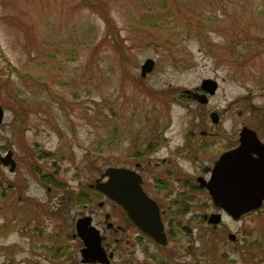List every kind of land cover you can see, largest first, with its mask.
Here are the masks:
<instances>
[{"label": "rangeland", "instance_id": "1", "mask_svg": "<svg viewBox=\"0 0 264 264\" xmlns=\"http://www.w3.org/2000/svg\"><path fill=\"white\" fill-rule=\"evenodd\" d=\"M90 1L107 6L113 35ZM146 58L154 68L141 77ZM206 79L217 81L206 102L175 97ZM2 103L0 155L12 150L16 168L0 164V264H100L81 262L73 234L84 215L112 252L104 264H264V203L239 220L196 223L218 210L205 190H182L180 178L196 183L201 165L211 166L243 126L264 141V0H0ZM202 130L220 135L208 141ZM131 150L146 153L138 170L146 192L179 221L165 226L166 244L105 196L87 201L106 167L136 169ZM8 182L14 187L4 190Z\"/></svg>", "mask_w": 264, "mask_h": 264}, {"label": "water", "instance_id": "2", "mask_svg": "<svg viewBox=\"0 0 264 264\" xmlns=\"http://www.w3.org/2000/svg\"><path fill=\"white\" fill-rule=\"evenodd\" d=\"M154 60L146 58L140 66V75L144 77L154 67ZM217 81L206 79L200 86L205 92L213 94L217 88ZM185 93L206 102V93ZM4 109L0 104V124L3 121ZM212 123L218 121V114L211 112ZM1 162L6 165L10 162V170H14L15 162L12 152L0 155ZM208 181H202L209 192L212 202L216 207L223 209L233 219L262 207L264 201V142L256 131L244 126L239 132L238 144L234 148L222 152L215 160ZM107 179H96L95 188L104 193L109 199L120 205L127 217L143 233L152 238L156 243L166 244L167 238L164 225L160 216L157 203L150 198L141 187V178L136 171L123 167L110 166L101 174ZM109 217L106 214V219ZM91 216L85 215L76 221V232L82 241L80 248L82 262L109 263L112 253L107 255L101 244L100 230L91 224ZM221 220V215L213 213L208 222L216 225ZM112 224L109 223L107 227ZM186 232L188 226H183ZM235 239L233 233L227 235Z\"/></svg>", "mask_w": 264, "mask_h": 264}, {"label": "flooded vegetation", "instance_id": "3", "mask_svg": "<svg viewBox=\"0 0 264 264\" xmlns=\"http://www.w3.org/2000/svg\"><path fill=\"white\" fill-rule=\"evenodd\" d=\"M200 134L202 135V136H204L205 138H208V141H210V139L211 138H213V137H215V136H218V135H220L219 133H217V132H215V131H212L211 132V130H202L201 132H200ZM210 138V139H209ZM263 141V140H262ZM201 144V146L199 147L200 149H202L203 151L205 150V151H207L209 148L206 146V145H204L203 143H200ZM238 144V132L237 133H235V136L233 137V139H229L228 141H227V143H226V147L225 148H223L220 152H222V151H224V150H227V149H229V148H232V147H234V146H236ZM8 150H10V149H8ZM8 150H6V151H8ZM5 151V152H6ZM12 151V150H11ZM13 152V151H12ZM129 154H130V156H137V158L136 159H138L137 161H135V167H136V169H131V168H128V167H124V166H118V167H123V168H127V169H130V170H134V171H136L137 172V174L140 176V178H141V187H142V189L144 190V192L150 197V198H152L156 203H157V205H158V207H159V210H160V215H161V218H162V220H163V222L165 223V225H168L169 224V222H171V221H176L175 223L177 224V222L179 223V221L177 220V219H175V218H170V219H167V216H166V214H165V212H166V209H171L172 208V206L170 205H166L165 203H160V201H159V199H158V201L155 199V197H153V196H150L147 192H146V190L144 189L145 188V180L143 179V177L141 176V174L138 172V170L139 169H141V170H143L144 171V168H143V163H142V161H140L141 159H143V158H145V154L146 153H143V152H137L136 150H131V151H129ZM152 153H150L149 154V156L151 155ZM219 154H221V153H219ZM218 157V156H217ZM14 158V157H13ZM215 160L216 159H214L213 161H212V165L211 166H209V165H206V164H202L201 165V168H200V172H202L203 174H199L198 173V175H195L194 176V178H195V181H196V183H194L193 182V180L192 179H189L186 175H183V176H181L180 178L182 179V184L184 185L182 188V190H196L197 188H199V189H201V190H205L207 193H208V190H207V188L206 187H204V186H202L201 185V182L202 181H204V180H208L209 179V177H210V175H211V167L213 166V164H214V162H215ZM160 164H164V162H161V163H159V161H156L155 162V166H160ZM7 169H8V166L6 167ZM143 168V169H142ZM9 171V170H8ZM10 172V171H9ZM10 173H15V171L14 172H10ZM180 178H176L175 180L176 181H178ZM154 181L156 182V184H157V186H159L160 187V189H164V188H168V186H169V183L168 184H166V183H164V184H162V182L161 183H159V180L157 179V178H154ZM6 185L4 186V184L2 185V188L4 189V190H6V189H10V188H13L14 187V184L11 182H8V183H5ZM153 184H154V182H153ZM154 186V185H153ZM171 187H173V186H171ZM177 188V187H176ZM208 196V199H210L211 200V198H210V196H209V194L207 195ZM110 201V200H109ZM103 202V201H102ZM104 203V202H103ZM103 203H102V205H103ZM211 203H212V200H211ZM115 204V203H114ZM101 205V206H102ZM117 205V204H116ZM212 205H214L213 203H212ZM118 207H120L119 205H118ZM214 208H216L218 211L217 212H215V213H218V214H220L221 215V218H222V216L224 215H226V213L221 209V208H218V207H216V205H214L213 206ZM120 209L124 212V210L120 207ZM106 214H108L109 215V213H105V215ZM124 214H125V212H124ZM211 214H213V213H211ZM249 214H252L251 212L250 213H247L246 215H249ZM105 215H104V217H105ZM210 216V215H209ZM207 214H202V217H199V218H197L196 219V223H202V222H207L208 223V217H209ZM228 216V215H227ZM245 216V215H244ZM242 217V216H241ZM240 217V218H241ZM109 218H110V215H109ZM125 218L126 219H128L127 217H126V214H125ZM231 218V217H230ZM232 219V218H231ZM92 220H93V218H92ZM109 223H111V222H106V228H109V229H112L114 226H113V223H111L112 225L110 226V227H107V225L109 224ZM185 224H187V223H184V222H182L181 223V225L183 226V225H185ZM181 226V227H182ZM215 227V226H214ZM119 229L120 228V226H117V227H115V228H113L114 230H117V229ZM103 239H104V236L102 235V241H103ZM110 253H112V252H110Z\"/></svg>", "mask_w": 264, "mask_h": 264}, {"label": "trees", "instance_id": "4", "mask_svg": "<svg viewBox=\"0 0 264 264\" xmlns=\"http://www.w3.org/2000/svg\"><path fill=\"white\" fill-rule=\"evenodd\" d=\"M89 8L90 9H94L96 11V13L99 14L100 18L104 21V23L106 25L105 35H109V36L113 35L114 34V22L112 21V18L110 16V13H109V10H108L107 6L104 5L103 3L101 5H99V4H95L94 2L90 1ZM161 13H162V11H159L158 15L161 14ZM143 14L144 13H142V15ZM148 20L151 23H158L159 21H161L163 19H161V18L160 19L159 18H150ZM114 38L117 40L116 35H115ZM113 48L116 50V52H117V54H118L119 57H124V56L127 55V49H126L125 45L122 42H120V41L117 40V42L115 43V46ZM14 70H15V72H18L19 73L18 68H14ZM155 90H156L157 93H160V92L165 91L164 89L163 90L155 89ZM175 97L176 98H179V99H184L185 101L192 100V98L191 97H188L186 94H184L183 91H179V92L175 93ZM1 105H2L3 108H7L6 105H5V103H2ZM55 166L56 165L54 164L53 168H55ZM34 170L36 171V173H38V171H39L38 168L32 167V171H34ZM54 173L55 172L53 170H50L49 173L46 172L45 177H47V174H51L52 175ZM36 178H39L40 181L44 182L41 177L37 176ZM44 183L47 184L46 182H44ZM92 193L93 194L88 193V192L85 193L86 196H87V201H91L92 198H93V196H96V197H99L100 196L99 192L96 191V190H94V189H93V192ZM78 195H80L79 192L77 193V196ZM77 196H76V199H75L76 202H78ZM88 197H89V199H88ZM19 199H20V197L17 198V200H19ZM170 238H173V237H170ZM259 243L261 244V242H258V244ZM260 251H261V248H260ZM156 264H163V263L162 262H159V263H156Z\"/></svg>", "mask_w": 264, "mask_h": 264}]
</instances>
